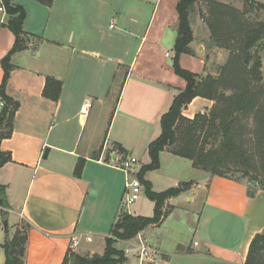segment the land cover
Wrapping results in <instances>:
<instances>
[{
  "label": "crops",
  "instance_id": "crops-1",
  "mask_svg": "<svg viewBox=\"0 0 264 264\" xmlns=\"http://www.w3.org/2000/svg\"><path fill=\"white\" fill-rule=\"evenodd\" d=\"M165 1L172 18L157 23ZM178 1L157 0L145 26L143 0H55L51 7L14 0L26 11L23 31L30 39L12 58L6 88L20 108L11 138L1 142L12 162L0 168L6 194L0 264L6 263L2 245L21 230V221L31 227L25 264H63L75 238L81 242L74 253L105 252L126 192L125 174L113 166L128 157H136L140 169L151 163L148 149L162 133L161 119L187 86L173 68ZM7 22L0 12V87L2 60L15 44ZM194 45L195 54L182 55L180 64L189 56L196 61L190 72L203 75L202 47ZM49 78L63 85L57 102L44 96ZM193 104L212 107L202 98ZM146 179L157 193L165 191L157 189L161 184L168 190L193 182L167 201L173 210L161 225L143 233L160 251L156 264H246L252 240L264 231L263 190L249 197L246 183L194 169L192 161L168 151Z\"/></svg>",
  "mask_w": 264,
  "mask_h": 264
},
{
  "label": "trees",
  "instance_id": "trees-1",
  "mask_svg": "<svg viewBox=\"0 0 264 264\" xmlns=\"http://www.w3.org/2000/svg\"><path fill=\"white\" fill-rule=\"evenodd\" d=\"M51 7L55 0H34ZM198 0H179L176 6L177 40L174 48L173 68L186 81V89L173 101L169 111L161 119L162 133L149 146L151 163L143 166L138 178L145 186V193L154 205L152 218L119 215L108 238L103 256L83 257L68 252L63 264H126L124 250L116 247L118 242H126L151 226H159L168 217L173 207H164L168 200L189 191L193 182L182 183L176 188L157 193L146 180V174L160 168V155L168 151L175 156L192 161L193 168L213 176L243 182L249 179V197L255 196L252 182H257L264 191V77L262 75L264 22L256 23L240 12L223 4H214L208 12L207 25L210 31L208 49L220 48L228 51L230 57L218 77L194 74L182 68V55H194L192 14ZM8 16L7 27L15 36L12 50L2 60L4 72L0 87V98L4 107L0 111V168L12 162L11 154L1 150V142L11 138L15 117L20 104L6 93L15 54L27 49L30 37L23 31L26 11L14 0H2ZM252 4V3H250ZM264 8V7H263ZM253 62V66L246 64ZM63 85L49 78L44 96L59 101ZM196 98L214 102L207 113H199L194 119L183 116V111ZM253 120L255 129L248 133L247 122ZM250 145L252 148L250 149ZM210 147V148H208ZM83 161H80L76 176H81ZM237 176V177H235ZM0 204H6L5 189L0 186ZM165 210V211H164ZM29 226L24 232L18 230L2 245L5 264H25ZM246 264H264V231L252 240Z\"/></svg>",
  "mask_w": 264,
  "mask_h": 264
},
{
  "label": "rangeland",
  "instance_id": "rangeland-1",
  "mask_svg": "<svg viewBox=\"0 0 264 264\" xmlns=\"http://www.w3.org/2000/svg\"><path fill=\"white\" fill-rule=\"evenodd\" d=\"M143 2H144V7H142L143 20H144V25L147 26V23L150 20V17L152 15V12H153V9L155 7L157 0H143ZM250 3H252V4H250ZM214 4H223V5H226L228 7L234 8L240 12H246L247 17L250 18L252 21H255L256 23L264 22V8H263L264 7V0H198L197 4L195 6L194 12L192 14V22H193L192 28H193L194 41H195L194 49L198 50V47H202L201 52L203 54V58L206 61V67L204 70V74L202 75L203 78L207 77L208 75L218 77L220 72H221V69L226 65V63L228 62V59L230 57V53L224 49H220V48L208 49L207 43H208V41H210L209 40L210 39V31H209V28L207 25V20L209 17L208 12H209L211 7H214ZM167 6H168L167 1L163 2V4H162V16L160 17V19H158L157 23H159V21H162L163 19L169 20L172 18V15H171L172 12H171V10H168ZM129 18H130V16H129ZM155 28H156V25H155L154 29ZM260 55H261V59H262L261 72H262V75L264 77V41H263V51L260 53ZM193 64H196V61L194 59L190 58L189 56H187V58H185L183 64H181V66L183 69L191 71L192 68H194ZM246 64L249 67L253 66V62L250 63L247 60H246ZM204 100H206V99H204ZM214 104L215 103L212 102V107L214 106ZM190 107H192L191 110H190ZM194 107L197 108L198 104H193V102H192L183 111V116L188 118L187 116L193 115L192 113H193ZM189 110H190V112H189ZM208 111L209 110L205 109V107L204 108H201V107L197 108V110L195 111V115H194L193 119L195 118V116L197 114L207 113ZM246 122H247L246 124H247V128H248V133L250 131L252 132L255 129L254 121L248 120ZM208 148H210V147H208ZM251 148H252V145H250V149ZM138 156H141V155H138ZM235 177H237V176H235ZM243 182L246 183L248 186H250L249 185V179H244ZM252 187L255 189H261V187L258 185L257 182H256V185H252ZM163 188H166V187L162 186V184H161V186L157 187L158 190H165V191L167 190V189H163ZM145 190H146L145 186L142 185V194H141L140 200L137 201L131 207L130 213H131V215L136 216V217L152 218L154 216L155 205L151 200L148 199V197L146 196ZM165 191H162V192H165ZM159 192H161V191H159ZM124 195H125V193H124ZM121 206H122V204H121ZM164 209L165 210L167 209L166 205H165ZM120 215H124V214H121V210H120ZM122 219L123 218L121 217L120 220H122ZM20 227H21L22 231L25 232L27 230V228L29 227V225L25 221H21ZM148 232H149V230H147V233ZM143 233H144V231L141 232L140 234H142L144 236ZM115 236L116 235L111 234V239L114 240ZM144 238H145V236H144ZM134 241H135V238L128 240L126 242H118V246H116V247L119 250L125 251L128 248L127 243H133ZM128 245H130V244H128ZM103 254L102 255H99V254L83 255V257H94V256L101 257V256H103ZM131 255L132 254H130V256H129L130 258L132 257Z\"/></svg>",
  "mask_w": 264,
  "mask_h": 264
},
{
  "label": "built area",
  "instance_id": "built-area-1",
  "mask_svg": "<svg viewBox=\"0 0 264 264\" xmlns=\"http://www.w3.org/2000/svg\"><path fill=\"white\" fill-rule=\"evenodd\" d=\"M0 12L6 13L2 0H0ZM113 28V25H111ZM169 56V55H167ZM4 107V103L0 98V109ZM91 107L90 103H87L82 108V113L86 114ZM139 161L136 157L126 158L121 165L113 166L114 168L122 171L126 177V192L122 201L121 214H129L131 207L140 200L142 194V184L138 178L140 171ZM86 241L92 243L91 237H86ZM81 238H75L71 244V250L78 248ZM130 244V245H128ZM197 246V243H195ZM127 249L125 255L128 258L131 256L136 258L139 264H156L157 258L160 256V251L154 247L142 234H138L135 237L133 243H127Z\"/></svg>",
  "mask_w": 264,
  "mask_h": 264
},
{
  "label": "water",
  "instance_id": "water-1",
  "mask_svg": "<svg viewBox=\"0 0 264 264\" xmlns=\"http://www.w3.org/2000/svg\"><path fill=\"white\" fill-rule=\"evenodd\" d=\"M48 154H49V150L47 149V150L45 151V153H44L43 159H47ZM251 185H256V182H252ZM4 227H5V231H6V233H9L8 219H6V220L4 221Z\"/></svg>",
  "mask_w": 264,
  "mask_h": 264
}]
</instances>
